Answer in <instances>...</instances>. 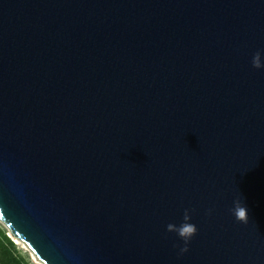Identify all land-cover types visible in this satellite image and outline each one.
<instances>
[{"label": "water", "instance_id": "water-1", "mask_svg": "<svg viewBox=\"0 0 264 264\" xmlns=\"http://www.w3.org/2000/svg\"><path fill=\"white\" fill-rule=\"evenodd\" d=\"M257 52L264 0H0L10 215L53 264H264Z\"/></svg>", "mask_w": 264, "mask_h": 264}, {"label": "clouds", "instance_id": "clouds-1", "mask_svg": "<svg viewBox=\"0 0 264 264\" xmlns=\"http://www.w3.org/2000/svg\"><path fill=\"white\" fill-rule=\"evenodd\" d=\"M252 64L255 68H264V59H262L261 52H257L254 55ZM233 212L237 220L243 223L248 222V210L239 201L236 202ZM183 219L184 222L180 225L174 223L167 225L169 232H176L184 241V246L180 248L181 255L189 250L188 245L198 232L196 224L190 222L191 210L185 209ZM0 231L4 232L21 256L29 261V264H35L37 256L40 258V264H53L52 259L43 256V253L35 242V238H29V234L17 225L16 220L10 215L9 209L2 198H0Z\"/></svg>", "mask_w": 264, "mask_h": 264}, {"label": "trees", "instance_id": "trees-1", "mask_svg": "<svg viewBox=\"0 0 264 264\" xmlns=\"http://www.w3.org/2000/svg\"><path fill=\"white\" fill-rule=\"evenodd\" d=\"M0 264H28L2 231H0Z\"/></svg>", "mask_w": 264, "mask_h": 264}, {"label": "rangeland", "instance_id": "rangeland-1", "mask_svg": "<svg viewBox=\"0 0 264 264\" xmlns=\"http://www.w3.org/2000/svg\"><path fill=\"white\" fill-rule=\"evenodd\" d=\"M15 249L18 252L16 247H15ZM18 254L21 256V254L19 252H18ZM21 257L29 264V261L25 257H23V256H21ZM35 264H40L39 258H35Z\"/></svg>", "mask_w": 264, "mask_h": 264}, {"label": "bare ground", "instance_id": "bare-ground-1", "mask_svg": "<svg viewBox=\"0 0 264 264\" xmlns=\"http://www.w3.org/2000/svg\"><path fill=\"white\" fill-rule=\"evenodd\" d=\"M36 258H38V257H36Z\"/></svg>", "mask_w": 264, "mask_h": 264}]
</instances>
